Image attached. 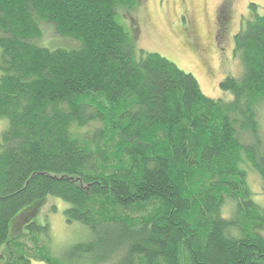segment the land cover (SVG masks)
Segmentation results:
<instances>
[{"label":"trees","instance_id":"16d2710c","mask_svg":"<svg viewBox=\"0 0 264 264\" xmlns=\"http://www.w3.org/2000/svg\"><path fill=\"white\" fill-rule=\"evenodd\" d=\"M143 2L0 0V264H33L26 241L47 264H264L246 176L264 186V16L235 34L243 70L215 99L136 47V18L130 35L116 17ZM48 25L70 44L42 43ZM48 196L91 234L65 256L37 221Z\"/></svg>","mask_w":264,"mask_h":264},{"label":"rangeland","instance_id":"374dc122","mask_svg":"<svg viewBox=\"0 0 264 264\" xmlns=\"http://www.w3.org/2000/svg\"><path fill=\"white\" fill-rule=\"evenodd\" d=\"M224 0H144L140 7L122 6L116 17L130 35L133 34V20L139 23V35L135 41L136 47L147 52H156L174 61L181 70L196 76L204 93L212 98L227 97L220 83L228 75L234 77L242 73L240 59L235 57L234 35L242 28V20L253 19L252 14L257 12L264 16V0H228L231 3V22L224 29V42L213 47L206 55V63L200 60V52L190 50L186 46L184 34L181 29H188L191 22H195V28L202 42L214 41L219 34L216 24V15ZM250 3L257 4L254 11ZM124 14V16H121ZM223 30V31H224ZM189 31V30H188ZM42 43L60 45L70 44L60 38L52 26L44 27ZM209 61H208V60ZM211 74L208 73V71ZM260 122L262 140L264 142V107L260 109ZM8 126L6 118H0V139L3 131ZM82 131L81 133H83ZM247 180L253 197L259 206L264 207V186L260 177L247 167ZM70 204L54 196H48L45 205L41 208L37 221L48 225V235L43 236L51 254L65 256L72 246L86 242L90 239L89 229L79 222L69 223L66 220L65 209ZM226 212L230 211L227 206ZM35 256L33 264H47L41 258L42 249L35 247L30 241L20 246ZM39 253V254H38Z\"/></svg>","mask_w":264,"mask_h":264},{"label":"flooded vegetation","instance_id":"af4514ba","mask_svg":"<svg viewBox=\"0 0 264 264\" xmlns=\"http://www.w3.org/2000/svg\"><path fill=\"white\" fill-rule=\"evenodd\" d=\"M223 4H220L219 11L217 13L216 17V24L219 27V34L221 38L217 37L214 41H208V42H202L203 38L199 36L197 32V28H195V22H191L188 29H181V32L184 34V40L186 42V46H190L189 49L193 50L194 52H200L202 56L198 55L200 60H202L203 63H206L205 57L207 54H209V51L211 50V47H213L214 43L216 42V45L224 42V29H227V26L231 22V3L228 2V0H224ZM250 3V8H251ZM254 4V3H253ZM243 23V20H242ZM189 30V31H188ZM224 30V31H223ZM235 36V35H234ZM208 60V59H207ZM209 61V60H208ZM208 71V70H206ZM209 74H211L210 71H208Z\"/></svg>","mask_w":264,"mask_h":264}]
</instances>
